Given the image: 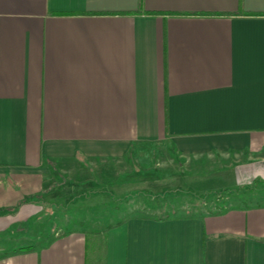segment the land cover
I'll return each mask as SVG.
<instances>
[{
  "label": "crops",
  "instance_id": "crops-1",
  "mask_svg": "<svg viewBox=\"0 0 264 264\" xmlns=\"http://www.w3.org/2000/svg\"><path fill=\"white\" fill-rule=\"evenodd\" d=\"M143 146L245 195L84 230ZM0 264H264V0H0Z\"/></svg>",
  "mask_w": 264,
  "mask_h": 264
},
{
  "label": "rangeland",
  "instance_id": "rangeland-1",
  "mask_svg": "<svg viewBox=\"0 0 264 264\" xmlns=\"http://www.w3.org/2000/svg\"><path fill=\"white\" fill-rule=\"evenodd\" d=\"M133 155L134 173L129 176L130 180L126 183L128 184L127 190L131 192L132 198L129 196L128 199H132V206L128 204L129 202L125 201V197L122 198L116 193L112 194L113 191L110 189L113 188L108 186L106 189L109 191V194L106 197L101 196L103 202L100 209L96 212H91L93 209L88 207L85 210L83 218L85 224V226L83 225L85 227L84 230H92L87 228L90 224L88 221L92 220V223L100 221L105 224L123 219L130 212L145 216H165L167 213L185 215L197 211L218 213L226 210L225 208L220 210V208L224 207L228 201L237 202L239 196L245 195L244 190L240 194L223 192L229 189L217 191L218 186L222 188V185L226 183L225 180L217 179L220 174L215 171H208L203 164L202 167L194 169L192 164H188L190 160L188 158H177L173 161L164 152L163 146L155 148L143 146L135 149ZM194 160H198V158H193L192 161ZM170 168L172 170L169 172H173V169L178 170V168L179 172L174 177H171L168 172ZM94 175L96 176V174ZM163 189H170L171 191L156 197H152L148 193H157V191ZM188 190H193V192H197L199 195ZM142 192L145 194L142 195ZM246 197H248V194ZM116 199H119L118 204ZM116 206L118 207L115 208ZM65 212L74 215L72 212ZM50 224L48 227L39 229L38 232L42 231L43 233L41 235L38 234L40 239L37 238L38 242L36 245L41 243L47 236L55 238L59 232L62 236H65V233L69 232V230H74V224L65 222V220L59 217Z\"/></svg>",
  "mask_w": 264,
  "mask_h": 264
},
{
  "label": "trees",
  "instance_id": "trees-1",
  "mask_svg": "<svg viewBox=\"0 0 264 264\" xmlns=\"http://www.w3.org/2000/svg\"><path fill=\"white\" fill-rule=\"evenodd\" d=\"M223 192H230V193H235V192H236V193H237L238 191H228V190H224ZM161 206H163V205H161ZM161 208H162V207H161ZM222 209H224V207H221V208H220V210H222ZM170 215H172V214H170V213L168 214V213H167L165 216H161V217H168V216H170Z\"/></svg>",
  "mask_w": 264,
  "mask_h": 264
}]
</instances>
